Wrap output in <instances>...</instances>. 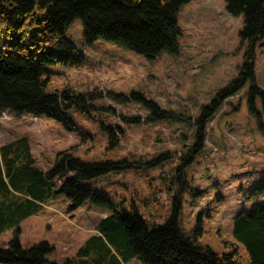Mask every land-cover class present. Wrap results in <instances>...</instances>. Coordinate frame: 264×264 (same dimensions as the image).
Masks as SVG:
<instances>
[{
    "label": "rangeland",
    "instance_id": "obj_1",
    "mask_svg": "<svg viewBox=\"0 0 264 264\" xmlns=\"http://www.w3.org/2000/svg\"><path fill=\"white\" fill-rule=\"evenodd\" d=\"M176 20L178 53L162 52L148 59L102 38L87 44L81 21L74 18L64 35L82 51L84 65L48 64L42 77L47 78L48 92L66 85L79 91L97 89L103 95L113 91L127 96L139 90L158 108L188 117L186 123L150 119L149 110L129 97L122 102L102 96L94 101L99 107L96 120L76 109L66 112L76 126L73 131L45 115L5 111L0 117V144L26 135L35 165L42 169L54 163L58 150L72 145L74 154L85 161L160 157L158 166L111 171L79 183L90 184L118 209L135 205L149 226L171 215L173 195L179 190L177 222L183 232L219 253L232 250L236 243L244 264H250L243 245L232 235L235 214L264 203V194L252 193L264 179V103L255 95L249 109L250 80L236 92L224 94L205 124L201 149L192 157L185 153L195 143L193 121L201 105L236 77L244 61L246 45L239 37L243 17L229 14L225 0H189ZM254 81L264 92V45L255 48ZM133 117L137 123H132ZM100 119L112 127L115 147H107ZM69 204L66 198H56L20 221V243L28 247L45 239L54 245L47 257L61 262L112 211L107 204L90 200L71 209ZM15 228L1 232L0 245H6ZM125 264L143 263L134 257Z\"/></svg>",
    "mask_w": 264,
    "mask_h": 264
},
{
    "label": "trees",
    "instance_id": "obj_2",
    "mask_svg": "<svg viewBox=\"0 0 264 264\" xmlns=\"http://www.w3.org/2000/svg\"><path fill=\"white\" fill-rule=\"evenodd\" d=\"M188 1L0 0V117L5 111L45 115L73 131L76 126L66 112L76 109L96 120L99 107L94 101L104 96L141 102L153 120L186 123L188 117L158 108L139 90H131L127 96L113 91L103 95L97 89L79 91L66 85L60 91L48 92L47 78L42 76L48 64L72 68L84 65V54L64 35L74 18L80 19L87 44L102 38L148 59L162 52L177 54L180 31L176 14ZM225 8L229 14L243 17L239 37L246 45L244 61L236 77L201 105L193 121L195 143L185 152L188 157L201 149L205 124L225 93L236 92L250 80L249 109L255 95L264 103V92L254 81L255 48L264 45V0H225ZM132 120L138 122L137 117ZM99 123L107 132V147H115L117 138L112 127L101 119ZM74 147L58 150L54 163L42 169L35 165L26 135L0 144V234L8 227H16L6 245H0V264H125L134 257L143 264H244L236 243L232 250L219 253L210 246L196 244L193 236L183 232L177 222L179 190L173 195L171 215L149 226L135 205L130 210L121 205L118 209L90 184L79 183L111 171L158 166L160 157L85 161L74 154ZM252 193L264 194V179ZM56 198L68 199V209L85 200L107 204L112 209L61 262L47 257L54 249L49 241L41 239L25 247L19 240L20 221ZM232 235L243 245L250 264H264V203L253 204L249 212L238 211L233 217Z\"/></svg>",
    "mask_w": 264,
    "mask_h": 264
}]
</instances>
